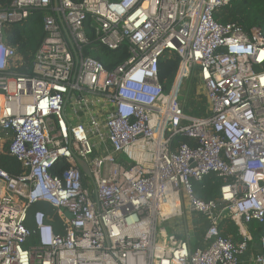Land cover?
Segmentation results:
<instances>
[{
    "label": "built area",
    "instance_id": "built-area-1",
    "mask_svg": "<svg viewBox=\"0 0 264 264\" xmlns=\"http://www.w3.org/2000/svg\"><path fill=\"white\" fill-rule=\"evenodd\" d=\"M229 2L0 4V152L8 143L26 172L0 169V264H264V237L255 243L248 230L264 224V38L213 19ZM34 10L44 39L32 75L16 76L4 29ZM88 29L110 50L125 45L127 59L106 71L83 57ZM166 52L179 58L168 92L158 80ZM196 69L202 118L186 116L179 100ZM177 137L187 143L172 148ZM61 162L67 168L52 174ZM210 175L223 185L216 201L202 202L194 183ZM40 203L54 209L58 231L42 211L26 227ZM191 214L208 225L194 251L185 228L178 237L164 227ZM223 220L237 228L238 244L220 235Z\"/></svg>",
    "mask_w": 264,
    "mask_h": 264
},
{
    "label": "trees",
    "instance_id": "trees-1",
    "mask_svg": "<svg viewBox=\"0 0 264 264\" xmlns=\"http://www.w3.org/2000/svg\"><path fill=\"white\" fill-rule=\"evenodd\" d=\"M72 1L79 4L82 0ZM9 2L10 0H0L1 8L4 10ZM42 17V13L34 10L31 11L26 21L6 26L4 29V41L10 49L15 51L18 59L14 64H10L9 69V72L16 76L32 75L33 58L45 35L42 29ZM213 19L220 25H235L245 31L257 28L264 38V0H230L227 6L219 8L213 13ZM86 37L87 44L82 49L83 57L100 63L106 71H112L127 59L128 54L125 45L117 50H110L100 43L90 29L86 31ZM178 64V56L170 52L164 53L158 62V80L165 92H168L173 82ZM198 86V70L196 69L185 81L179 97L183 113L192 118H202L208 114L205 93H201ZM4 135L6 134L0 132V137ZM183 143H187V139L177 137L172 142V148ZM120 160L121 156L118 157V161ZM66 168L67 164L61 162L55 165L51 173L57 175ZM0 169L13 177L26 173L21 164L9 155L8 143L4 144L3 151L0 152ZM87 181V178L83 177L82 187H86ZM222 185L221 179L210 175L201 182L194 183V196L202 202L216 201ZM36 211L44 212L49 217V223L58 231L57 221L54 219V209L44 203L35 204L28 209L27 228L33 229L32 217ZM182 221L185 229L191 234L189 236L190 250L203 248V238L208 227L205 218L200 214H191L185 216ZM248 230L255 243L260 237H264V224L254 222L248 226ZM180 231L177 233L178 237L182 234ZM219 233L223 237H229L234 244L241 241L237 228L228 220L222 221L219 226ZM30 244H34L33 237L29 239L26 247Z\"/></svg>",
    "mask_w": 264,
    "mask_h": 264
},
{
    "label": "rangeland",
    "instance_id": "rangeland-1",
    "mask_svg": "<svg viewBox=\"0 0 264 264\" xmlns=\"http://www.w3.org/2000/svg\"><path fill=\"white\" fill-rule=\"evenodd\" d=\"M182 88H183V86H182ZM198 88H199V91L204 94V90H203L202 86L199 85ZM182 223H183L182 218L179 220H175V221L168 223L167 225L164 226L166 233L169 234V233H171L170 231L174 230V229L176 231H180V229L182 228L181 230H183L185 227ZM176 225H177V228H175ZM188 229H190L189 226H188ZM189 233H190V231H189Z\"/></svg>",
    "mask_w": 264,
    "mask_h": 264
},
{
    "label": "water",
    "instance_id": "water-1",
    "mask_svg": "<svg viewBox=\"0 0 264 264\" xmlns=\"http://www.w3.org/2000/svg\"><path fill=\"white\" fill-rule=\"evenodd\" d=\"M76 164H77L79 170L82 172V174L85 177H87L89 180H91V175H90L85 163L82 160L76 158ZM66 217L68 218V217H70V215L66 213Z\"/></svg>",
    "mask_w": 264,
    "mask_h": 264
},
{
    "label": "crops",
    "instance_id": "crops-1",
    "mask_svg": "<svg viewBox=\"0 0 264 264\" xmlns=\"http://www.w3.org/2000/svg\"><path fill=\"white\" fill-rule=\"evenodd\" d=\"M191 234H189V236H190Z\"/></svg>",
    "mask_w": 264,
    "mask_h": 264
}]
</instances>
